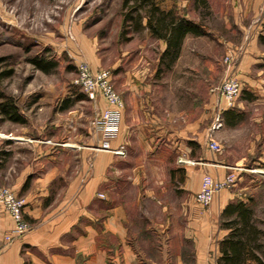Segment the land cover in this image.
Returning a JSON list of instances; mask_svg holds the SVG:
<instances>
[{
	"label": "rangeland",
	"instance_id": "1",
	"mask_svg": "<svg viewBox=\"0 0 264 264\" xmlns=\"http://www.w3.org/2000/svg\"><path fill=\"white\" fill-rule=\"evenodd\" d=\"M121 1L0 0V72L12 71L10 77L0 81V88L5 96L13 98L18 112L26 120L20 125L0 119V140L2 134L24 138L27 116H30L33 125L46 123L51 140L58 142L56 135L63 126L70 133L90 136L96 141L91 120L99 110L98 102L88 100L74 84L77 75L75 65L84 61L95 71H110L118 94H121L125 81L140 85L139 97L147 100L149 107L153 106L152 110L161 120L156 126H163V121L170 118V125L181 129L185 116L186 121L191 123L192 134V140L187 144L192 154L188 157L198 158L200 146H204L208 157L215 160L214 163L190 165L194 176L200 173L201 176L209 174L215 179H222L226 174L234 173L235 183L223 191L231 193L233 199L246 201L248 197H253L252 207L264 222L263 45L260 46L263 53L261 61L252 66L245 76L246 79L260 81L253 80L255 85L251 87L249 80L240 77L242 57L251 48L257 32L263 28L260 23L262 11L249 22L244 19L245 28L239 31L235 24L237 12L234 6L237 0H206V9L201 4L195 6L193 0L159 1L162 7L170 4L173 7L176 3L188 18L200 21L212 31L207 37L189 39L188 48L181 58L171 69L161 71L158 59L163 43L152 39L146 30L120 36ZM245 36L249 41L242 52ZM226 56H229V62L224 61ZM34 59L52 62L55 67L51 72L43 73L31 63ZM229 74L237 77L240 83L244 82L233 107L227 109L238 116L237 121L228 125L223 115L227 110L222 111L221 127L211 130L218 103L224 106V101L214 90ZM65 103L70 106L62 111ZM143 128L145 137L126 140L129 142L125 153L116 161L119 171L112 176L121 181L120 190L125 196L134 194L128 185V177H134L133 174L140 175V178L144 175L153 184L166 180L167 183L164 181L161 185L164 191L159 190L158 195L169 203L177 192L172 187V181H168L169 170H175V178L179 181L181 166L191 160L168 151L164 147L165 135L156 136L150 132L151 123ZM209 137L219 144L218 152L207 148ZM16 142L11 148L17 153L15 160L20 161L27 157V146L23 141ZM58 143L66 145L60 140ZM154 145L161 147L160 152L155 153ZM148 147L151 149L146 151ZM75 156L70 153L64 163L76 165L79 159ZM139 164L144 165L141 167L143 170H133V166ZM11 165L15 170L19 167L14 162ZM215 166L224 167L226 174L218 178L208 171L214 170ZM61 189V186L56 188L57 191ZM153 210L156 207L145 205L144 211Z\"/></svg>",
	"mask_w": 264,
	"mask_h": 264
},
{
	"label": "crops",
	"instance_id": "2",
	"mask_svg": "<svg viewBox=\"0 0 264 264\" xmlns=\"http://www.w3.org/2000/svg\"><path fill=\"white\" fill-rule=\"evenodd\" d=\"M156 1L162 7L159 1L163 0ZM234 7L237 12L235 24L243 31L244 19L249 22L258 12H264V0H237ZM171 8L172 4L162 7L164 10ZM261 17L263 28L242 57L240 77L243 79L250 68L261 61L263 53L258 36L264 34L263 14ZM211 33L208 30L205 36H186L179 58L188 48L189 39L204 38ZM246 80L251 87L255 85L253 80L260 81ZM140 87L125 81L120 91L125 104L118 134L111 146L114 149L123 146L125 152L129 142L126 140L145 137L143 127L149 123L150 132L156 136L165 135L164 147L168 151L191 160L181 166L179 181L175 178V170H169L168 181H172V187L177 191L171 201L168 203L158 195L159 190L164 191L161 185L167 183L166 180L153 184L142 173L141 178L136 174L128 177V185L134 194L125 196L120 190L121 181L112 176L119 171L116 164L119 156L90 149L99 144L98 136L95 141L90 136L70 133L61 126L62 131L56 135L58 142L66 144L61 146L48 138L52 135H48L46 123L33 125L27 116L24 138L11 134L1 136L0 185L23 199V219L31 228L5 243L3 236L12 230L13 223L0 207V264H217L221 253L219 242L227 234L220 227V213L234 196L221 191L207 207L196 204L194 194L199 190L202 176L200 173L194 176L190 165H204L201 162L214 163L215 160L208 157L204 146H200L198 158L188 157L192 154V149L187 146L192 134L191 123L185 116L181 129L170 125V118L163 121V126H156L161 120L152 110L153 106L149 107L148 101L139 97ZM96 102L100 110L109 108L100 97ZM16 141H23L27 146V157L20 161L15 160L17 153L11 148ZM154 149L155 153L160 152L161 147L154 145ZM70 153L79 159L76 165L64 163ZM13 162L19 165L16 170L11 165ZM143 166L134 165L133 170H143ZM208 171L218 178L226 174L222 166ZM58 186L62 187L59 191L56 190ZM149 204L156 210L144 211L145 205Z\"/></svg>",
	"mask_w": 264,
	"mask_h": 264
},
{
	"label": "trees",
	"instance_id": "3",
	"mask_svg": "<svg viewBox=\"0 0 264 264\" xmlns=\"http://www.w3.org/2000/svg\"><path fill=\"white\" fill-rule=\"evenodd\" d=\"M193 2L195 6L201 4L206 9V0ZM120 7L121 37L146 30L152 39L164 43V49L158 59L161 71L171 69L176 63L186 36H205L208 32L200 21L188 18L176 3L171 9L164 10L156 0H122ZM258 41L264 46V34L258 36ZM31 63L43 73H49L55 67L52 62L38 59L32 60ZM11 75V70L0 72V81ZM69 106L70 104L65 103L61 110ZM223 115L228 125L236 123L238 116L232 110L225 111ZM0 119L20 125L26 123L13 98L5 96L1 88ZM252 206L253 197H248L246 201L232 199L222 209L220 227L226 230L227 234L219 242L221 253L217 264H264V222L256 215Z\"/></svg>",
	"mask_w": 264,
	"mask_h": 264
},
{
	"label": "built area",
	"instance_id": "4",
	"mask_svg": "<svg viewBox=\"0 0 264 264\" xmlns=\"http://www.w3.org/2000/svg\"><path fill=\"white\" fill-rule=\"evenodd\" d=\"M245 45L242 47L244 52L249 41L245 36ZM225 62H229V56L225 57ZM76 78L74 84L86 95L88 100L95 102L97 97H101L109 106L104 110H97L95 117L91 120V128L99 137V144L90 147L97 152H107L117 156L124 155V147L119 146L114 149L111 142L118 134V125L121 112L124 108L123 100L115 90L112 84L111 72L108 70L93 71L90 66L80 61L76 65ZM214 91L218 92L220 98L224 101V106L218 103L214 123L211 130L221 127V112L233 107L235 99L241 94L242 83L237 77L226 75ZM207 148L212 152L219 151V144L212 138L207 139ZM234 173L226 174L222 179H215L209 174H204L201 178L199 190L194 194V200L197 205L207 207L213 197L221 191L228 189L235 183ZM102 197V195H99ZM25 203L22 198H18L9 188L0 186V206L8 213L13 221L12 230L4 236V242H11L15 238L27 233L31 226L23 219V207Z\"/></svg>",
	"mask_w": 264,
	"mask_h": 264
}]
</instances>
